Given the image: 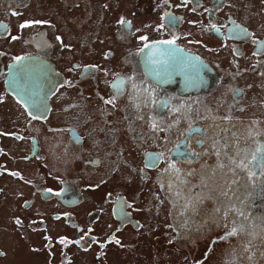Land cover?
I'll return each instance as SVG.
<instances>
[{
	"label": "flooded vegetation",
	"instance_id": "1",
	"mask_svg": "<svg viewBox=\"0 0 264 264\" xmlns=\"http://www.w3.org/2000/svg\"><path fill=\"white\" fill-rule=\"evenodd\" d=\"M0 9V214L21 212L9 233L28 237L38 217L46 233L31 249L44 264H74L72 249L78 261L89 247L102 250L99 264L124 263L108 244L151 264H210L223 250L229 264H264V0ZM253 153L254 177L237 166ZM227 166L240 204L226 213ZM151 237L165 249L151 250Z\"/></svg>",
	"mask_w": 264,
	"mask_h": 264
},
{
	"label": "rangeland",
	"instance_id": "2",
	"mask_svg": "<svg viewBox=\"0 0 264 264\" xmlns=\"http://www.w3.org/2000/svg\"><path fill=\"white\" fill-rule=\"evenodd\" d=\"M1 11V15L4 17V14L2 12V9H0ZM100 15V14H99ZM91 24H89V27L85 28V34L82 35L81 40L78 41L77 44V48L81 49V45L82 42H86L84 40V36H86L89 32H93V31H89L91 30ZM113 36V32L111 30H109V32L105 35V37H102V40L100 42V44L104 45V46H109L108 42H114V39L112 38ZM74 46H76V44L74 43ZM87 47V43L85 44V48ZM103 92L105 94H108L107 89H104ZM206 161H209V159H206ZM209 170H211L212 172L217 171L214 167H210ZM229 171H230V167L227 166L224 168V175L222 174V178H221V188H220V195L222 197H220V204L218 205L219 208H221L223 210V212H228L225 208H235L240 204V201L236 200V195H235V191L230 188L231 184L228 182L229 181ZM204 174V173H202ZM221 177V175H219ZM228 180V181H227ZM196 181V180H195ZM239 197V195H238ZM239 199V198H238ZM208 207H211L210 205H208ZM20 211H12L11 209H5L3 210V212L0 214V242H5L2 245V248H4L9 255V258L7 259H3L0 258V264H44V262H46V258H44V254L43 252H38V251H34L32 250V246L34 245V242H36V240L40 237V236H44V234L46 233V231H40L39 227L40 225H43L44 223L41 221L40 223H38V220L36 217V223L35 224H29L26 227V231H23L27 234L28 237L26 238H22L19 235V232L13 230V232H8L7 229L10 228V225L7 223V221H9V218H12L10 216L16 217V216H20ZM73 215V214H72ZM230 216V215H229ZM229 216H226V218H228ZM86 217V218H83ZM89 216L88 215H84V216H79L76 215V221L79 223V225H81L83 228L88 225L89 220L87 219ZM204 216H202L203 218ZM202 221V220H201ZM63 224V222H62ZM60 224H57L55 226L50 227V233L55 236L57 234H59V232H57L56 230L59 229ZM10 229H13L12 227ZM159 235V233H157ZM4 235V237H3ZM150 237V236H147ZM213 237V236H212ZM164 242L167 245L169 243V241L164 238ZM203 242H201L200 244H202ZM148 244L150 246V249H154V247H156L157 249L159 248H164V243L163 241L160 240H155L153 237L149 238ZM167 247V246H166ZM208 245H206V249H207ZM85 250L88 252H85ZM107 250L109 253H115L116 257L118 258V261L120 262V260L125 259L124 263H118V264H151L149 261L147 262H142L141 257L139 255H135L134 252L132 251H126L125 252V256L123 254H121L119 251L116 250V246L113 244H108L107 245ZM168 253L170 254V256H175V257H182L184 255H186L185 252L183 251H174V249H170L167 247ZM76 250L72 249V260L74 262V264H99L100 262V258L102 257V250H100V252L95 255L94 250L89 248H81L80 250V258L78 259V261H76ZM93 256V260L92 258H90V256ZM194 255L199 256L201 254L199 253H195ZM228 255V253H224L221 252L220 254L217 253L216 256H214L211 259V263L210 264H229L228 263V259L223 258L224 256L226 257ZM161 262V261H160ZM115 264H117V262H115ZM161 264H168L161 262Z\"/></svg>",
	"mask_w": 264,
	"mask_h": 264
},
{
	"label": "snow or ice",
	"instance_id": "3",
	"mask_svg": "<svg viewBox=\"0 0 264 264\" xmlns=\"http://www.w3.org/2000/svg\"><path fill=\"white\" fill-rule=\"evenodd\" d=\"M183 2L186 4V3L189 2V0H183ZM121 23H124V22L121 21ZM26 26H27L26 24H25V25H21V27H26ZM58 39H59V38H58ZM142 39L147 40V37H143ZM163 43H169V44H171V43H173V41H165V42H163ZM256 43H259V44H261L262 46H264V42L256 41ZM256 54H257V53H254V55H256ZM19 59H23V58H18V59H17V62H19ZM108 102L111 103V101H108ZM32 118H33V119H36L37 117L33 116ZM175 147H176V148H179V145H176ZM256 159H257V155H256V153H253V154L251 155L250 159L246 157V158H244V159H241L239 162H237V166H238V167H241V168H244V169H248V164H249V163H252V162H255ZM245 160H247L248 163H245ZM261 168H262V170H264V164L261 165ZM248 174H249V176H252V177H254V176L256 175V173L253 172V171H251L250 169H248Z\"/></svg>",
	"mask_w": 264,
	"mask_h": 264
},
{
	"label": "water",
	"instance_id": "4",
	"mask_svg": "<svg viewBox=\"0 0 264 264\" xmlns=\"http://www.w3.org/2000/svg\"><path fill=\"white\" fill-rule=\"evenodd\" d=\"M159 56V55H158ZM167 57V56H166ZM158 59V58H157ZM165 60L162 59V62H164Z\"/></svg>",
	"mask_w": 264,
	"mask_h": 264
}]
</instances>
